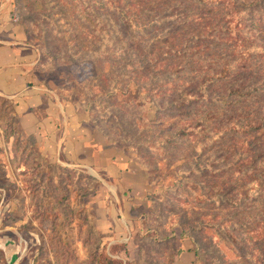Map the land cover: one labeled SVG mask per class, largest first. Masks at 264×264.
I'll use <instances>...</instances> for the list:
<instances>
[{
    "label": "rangeland",
    "instance_id": "obj_1",
    "mask_svg": "<svg viewBox=\"0 0 264 264\" xmlns=\"http://www.w3.org/2000/svg\"><path fill=\"white\" fill-rule=\"evenodd\" d=\"M113 1L102 0L105 4H101L95 3L94 0H85L86 3L89 2L91 9L95 13L97 12L98 27L102 28L94 35L88 33L89 31L84 24L75 21L72 16V6L69 5L70 0H17V7L14 6V0H7V4L11 17L21 25L24 34L26 31L31 38L30 42L26 39V43L37 53V67L35 63L31 67V71H35L38 81L47 85L59 97L69 95L76 98L79 104L86 103V99L96 101L98 107L94 109L92 116L100 119L103 128L117 141L115 148L118 149L119 155H124L131 164L134 163L135 166L141 168L147 178L146 196L141 205L134 208L135 215L133 216L135 217L129 223L126 241L109 243L108 233H102L100 236L97 233L95 234L94 230L97 229V223L94 203L99 198V188L106 187L114 192L112 183L104 180L105 176L94 173L91 168L70 167L92 176L96 174L94 177L96 179H98V176L101 177L102 186H98V183L95 184L89 180H81V183H79L75 172L57 170L55 167L48 174L43 167V162L37 159L36 149L30 146V142L33 143V141L31 139L25 141L21 135L15 132V114L13 115L12 104L0 97V264H94L95 262L99 264L102 256H106V260L114 259L115 264L256 263L245 262L244 259L238 258L237 252L234 253V249L226 238L214 236L213 240L210 241L209 237L213 234L210 231L199 229L200 224L206 221L195 223L198 215L204 213L222 215L228 211L208 203L197 207L198 204L193 201L192 196L197 191V186L191 180L202 182L200 178L201 169L192 172L191 178H182L179 171V169L185 167H198L199 164L203 166L205 163L211 164L212 167L222 171L223 169L226 170L229 160L232 161V159L229 156L226 161L224 156L227 152L236 151L241 139L238 136L224 135L220 139L213 137L207 142L202 138L199 139L198 136L184 137L172 147H165L160 151L145 150L141 147L136 148L134 151H125L126 145L120 140L121 131L119 127L127 130L129 125H125L123 128L122 123L119 124L116 118H111L112 114L118 110L117 105H119V102L116 105L113 100L107 98L105 92L100 89L97 83L102 82L107 88L116 89V91L122 85L131 88L134 86V82H139V84L145 82L149 85L158 83L156 80L146 81L143 76L140 78L141 73L138 72V68L141 69L144 63L137 64L135 61L141 60V56L145 60L151 59L162 50L161 48L165 43L153 40L152 36L171 28L166 33L169 36L172 29L180 30L182 25L177 26L175 19H167L161 24L162 26L153 25L144 28L140 32L127 26L129 22L125 17L132 18L137 24L138 21L134 20L135 16H139L140 22H146L163 11H165L163 13L165 15L178 14L179 12L210 15L215 23L211 24L210 29L207 30H213L211 34L215 36V39L211 40L212 50L207 53L214 56V62L219 58H229L228 54H234L239 60L240 54L238 51L243 50V44L249 47L248 59L246 58L249 66L251 68L262 66L264 57L260 48L264 46V17L261 13L264 14V4L255 3L256 0H238V3L242 2L243 4V7H241L239 4H232L233 0H222L221 4L217 5L215 1L219 0H209L208 5L193 3L190 0H158V4H151L146 10H144L145 8L136 10L133 5H130L136 0H117L121 4L120 8H124V14L121 16L119 10L114 9L117 5ZM145 5H148V2L143 3V6ZM213 5H215L214 12L210 13L207 10ZM256 10H258V13H256ZM29 14L36 20L34 26L29 25L30 22L24 19ZM42 14L47 15L48 19H44ZM210 21L206 17L205 22L209 23ZM205 22H201L202 30ZM72 24L77 28L74 38L79 39L80 37L84 40L85 50L97 49L96 54L93 55L94 69L96 68L100 76L106 72V77L102 76L95 79L92 65L88 61L78 60L74 64L60 65L62 61L57 56L62 54L60 52L64 50V46L69 42L68 39L73 37ZM50 29L55 30V35L47 41L50 53L44 54L42 52L47 49L44 47L41 34L43 31ZM182 29L185 33L188 28L185 26ZM204 36L195 35V38H192L195 44L194 49L185 48L180 53L183 56L182 58L170 57L168 59L174 63L181 60L185 61L187 58L188 61H192L193 58L197 60L199 55V51L196 50L197 46L208 42ZM172 39H177V37L171 38L168 43L178 42V40L172 41ZM237 39L241 42L236 45L235 50L230 43L231 41H237ZM90 43H92V46ZM76 44V42H70L68 46ZM81 50L84 51V49ZM152 50L155 51L151 52ZM47 54L49 56L52 54L53 57L48 59ZM115 58L120 61V65L115 67L106 65L107 60ZM246 59L243 58L244 63ZM209 61L207 60L204 64L213 67L214 63ZM126 62L129 64L126 65ZM202 64L198 63L197 60L185 66L186 68H194L192 66L201 68ZM151 70L152 68H149L146 74L148 76L151 74L154 77L155 74L149 73ZM157 71H159V68L155 70V72ZM119 73L121 78L117 76ZM248 73L250 79L261 82L257 75H253L251 71H248ZM178 74L179 72L168 71L165 75L173 79L182 76V73ZM165 75H159V78H165ZM186 76L189 78L188 73ZM189 76L191 77V74ZM174 83H177V81ZM224 86V83H219L216 86H210V90L207 89V91L211 96L215 95L217 97L227 92ZM260 87L262 90H260ZM251 90V94H248L249 96L245 98L246 102L243 103L247 106L246 109L243 108V104L234 107L232 111H225L224 107L219 104H216L217 106H214V104L207 105L211 110H217L219 116L216 121H218L217 126L219 128L228 123L227 120L234 119L236 121L238 114L245 111L252 116L251 119L264 116V82ZM171 98L172 100L175 99L173 94ZM154 100L158 104L161 102L158 97H155ZM165 101L169 102V100ZM79 111L83 113L82 109ZM121 112H124V110H121ZM154 114L155 109L151 104H146L143 110H126V123L132 124L135 117L142 115V119L144 117L142 121L145 124L144 128H148L147 125L154 126V124L159 126L160 122V127L165 128L171 123L178 122L179 119L167 117L155 120ZM90 124L85 125L87 130H93ZM128 132L130 135H134L133 131ZM213 132L212 134H214ZM156 133L155 135L152 131H144V135L149 138L155 136L152 139L153 142L162 140H157V135L160 133ZM124 136L127 137L128 135L125 134ZM134 140H139L137 135H134ZM199 140L201 144H196ZM106 142L108 143V141ZM191 154L201 155L198 157L199 164L194 165V160L190 157ZM157 161H160L158 166L156 165ZM140 163H144L148 167V175ZM42 171L44 175H41ZM45 175L49 176V179ZM236 177L237 175H235ZM241 177L243 176L239 175V178ZM175 178L178 181L181 178L183 182L177 186L174 181ZM210 180L212 182H227L229 178L225 171L221 177L213 178L211 176ZM67 184L72 186L68 188ZM168 186H171L170 190L167 189ZM77 187H82V189L79 190ZM68 190H70V193ZM110 191L108 190V192ZM64 193L68 194L66 197H69V199L62 200ZM147 194H149L148 197L151 198V201H148ZM85 205L87 206L86 210L84 209ZM249 206L250 204L243 205L244 213L234 211L240 217L241 214L245 215L249 211ZM52 207H55L56 210H52ZM80 210L83 211L78 214ZM52 211L62 213L65 220H69V223L65 222L62 225L60 223L58 227H55V222L46 216L48 212ZM89 212L90 214H88ZM78 217L81 219L78 220ZM58 222L60 221L58 220ZM85 222H89L94 230L87 232L86 227L83 225ZM151 228L162 238L161 242L142 237V233ZM229 229L228 225L222 227L226 234L231 235ZM57 230L65 234L63 235L64 242L59 240L61 233L55 235ZM191 235L197 239L200 257L198 259L194 255L192 261L190 256L193 255L187 257V254H182L184 251L193 253L191 250L192 242L189 237ZM97 238H100V251L95 249ZM213 243L218 245L217 248L221 251V254L216 252ZM123 245H126L127 253L124 252ZM187 247L189 249L186 250ZM179 248L181 250L177 253ZM222 256L224 259H221ZM254 259L256 258L252 257V261H255ZM102 263L105 264L104 261Z\"/></svg>",
    "mask_w": 264,
    "mask_h": 264
},
{
    "label": "trees",
    "instance_id": "obj_2",
    "mask_svg": "<svg viewBox=\"0 0 264 264\" xmlns=\"http://www.w3.org/2000/svg\"><path fill=\"white\" fill-rule=\"evenodd\" d=\"M157 1L158 0H136L133 2V4L130 5H133L136 10H140L142 8H145L144 10H146L151 4H158L159 2ZM190 1L203 5H208L209 3V0ZM221 1L222 0L215 1L216 5L221 4ZM237 1L238 0H233L232 4H239L241 7H243L242 2L238 3ZM94 2L105 4V2H102V0H94ZM147 2L148 5L143 6V3ZM257 2L264 4V0H256L255 3ZM113 3L117 5L114 9L117 11L119 10V14L123 16L124 8H120L121 4H119L117 0H114ZM69 5L72 6V16L74 17L75 21L80 24H84L85 28L89 31V34L91 33V35H94V33L96 34V32L101 31L102 28L98 27V14L91 9V7L89 6V2L86 3L85 0H70ZM14 6L17 7V0H14ZM213 9H215V5L210 7L207 11L211 13L214 12ZM256 11L255 12L258 13V10ZM164 12L165 11L159 12L151 20H147L146 22H140L138 19L139 16H135L134 20L138 21L137 24L132 20V18L125 17L127 22H129L127 23V26L133 27L140 32H142L144 28L151 27L153 25L162 26L161 24H163V22L167 19H175V21L177 22V26H180L179 24L182 25L180 30L172 29L171 32H169V36L166 33L171 28L163 30L164 32H159L158 34L152 36L153 40L165 43L161 48L162 50H160L157 56H153V58L151 59L145 60L141 56V60L135 61V63L137 64L144 63L141 66V69L138 68V72L141 73L140 78L143 76V79H145L146 81L156 80V82L158 83L149 85L145 82L143 84L134 82L133 87L130 88L126 85H122L121 87H119V89H117V91L116 89L107 88V86L102 84V82L97 83V85L102 91L105 92L104 94L107 98L113 100L115 104L119 102V105L116 104L119 108L118 110H116V113L112 114L111 118H116L119 124H123V128L125 125H129V129L127 130H123L121 127H119L121 131L120 140H122L126 145L125 151H134L138 147L145 148V150L160 151L165 147H172V145H175L177 141L184 137L192 138L198 136L199 139L202 138L207 142L210 141L213 137L215 139H220L224 137V135L238 136V138L241 139L237 150L233 152H227L224 156L226 161L228 160L227 158L229 156L230 159H232V161L229 160L226 170L223 169L222 171L218 168L212 167L211 164L207 163L201 166L199 164L200 160L198 158L201 155L191 154L190 157L194 160V165L199 164V166L195 168L185 167L181 170L179 169V171L182 178H191L192 172L201 169L200 178L202 179V182L191 180V182L197 186V193L195 192V194H192L193 201L198 204L197 207H199V205L208 203L209 205L213 204L219 209H226L228 211L227 213H224L222 215L210 213L200 214V216L198 215L195 223L203 220L206 221L200 224L201 227L199 229L202 231H210L211 234H213L211 235V237H209L210 241L213 240L214 236L219 238L220 236L226 238L230 246L234 249V253L237 252L238 258L244 259L245 262L249 261L252 263L256 262L254 264H264V116L257 117L256 119H251L252 116L247 111H245L238 114L236 121L234 119L227 120L226 122L228 123L219 128L217 126L218 121H216L219 116L217 110H211L210 107H207L208 104H214V106H217L219 104L220 106L224 107L225 111H232L234 107L238 105L240 106L241 104L246 102L245 98L249 96L248 94H251V89L262 85L264 82V64L262 66L251 68L248 64L249 62L247 61V52L249 51V47L243 44V50L241 49L240 51H238L240 54L239 60L234 54H228L229 58H219L214 62V56H212V54L210 53H207L208 51L211 52V40L215 39V36L211 34V31L213 30H207L210 29L211 24L215 23L213 21L214 19L212 20L210 15L205 16L202 13L200 15H197L195 12L192 14H188V12H179L178 14L169 15L163 14ZM261 15L262 17H264L263 13H261ZM26 17L27 18L24 19L30 22L29 25L34 26L36 20L32 17V15L29 14ZM42 17L44 19H48L47 15L42 14ZM206 17L211 20L209 23L205 22ZM201 22H205L203 30L201 29ZM71 26L73 30V37L72 39H68L69 42L64 46V50L60 52L62 54H59L57 56L58 59L62 61L60 62L61 64H59H74L77 63L78 60L88 61L92 65L95 79L102 76L106 77V72L103 73L102 76H100L98 75L96 68L94 69L95 64L93 61V55L96 54L97 49L85 50L86 48L83 45L84 40L80 37L79 39L74 38V35L77 33V28L73 24ZM185 26H187L188 29L184 33V30L182 28H184ZM54 35V29L42 32L41 38L44 42L45 49H47L43 52L41 51L42 53H50V48H48L47 41ZM195 35H205L204 37L208 41L206 43H202L196 48V50L199 51V55L197 56L198 63H203L201 68H199L198 66H192L194 68H186L185 65L194 63L195 61H197L196 58H193L192 61H188L187 58L185 61L181 60L175 63L168 59L170 57L182 58L183 56H181L180 53L184 51L185 48L194 49L195 44L192 41V38H195ZM25 37L27 41L30 42L31 38L28 36L26 31ZM173 37H177V39H172V41L178 40V42L168 43V41ZM70 42H76L77 44L68 46ZM239 42L241 41L237 39V41H231L230 44L236 50V45ZM90 45L92 46V43H90ZM81 49H84L85 52ZM154 51L155 50H152L151 52ZM260 51L262 53V56L264 57V46L260 48ZM47 57L48 59H50L53 56L52 54H50V56L48 55ZM243 58H247L245 63L243 61ZM207 60H210V63H214L213 67H208L204 64ZM37 64L38 62L36 63V67ZM125 64L128 65L129 63L126 62ZM106 65H109V67H115L116 65H120V61H117V58L107 60ZM149 68H152L149 73L155 74L154 77L151 76V74L150 76L146 74L148 73ZM157 68H159V71L155 72ZM168 71L179 72L178 75L182 73V76H177L171 79L167 77V75H165ZM248 71H251L253 75H257L261 79V82L253 81L252 79H250ZM187 73L189 78H187L186 76ZM162 74L165 75V78L160 79L159 75ZM189 74H191V77L189 76ZM117 76L121 78L120 73ZM175 81H177V83H174ZM219 83L225 84L224 89H226L227 92L223 95H218L217 97L215 95L211 96L208 92L210 90V86H216V84ZM170 86L172 88H168ZM260 90H262L261 87ZM172 94L175 97L174 100H172L173 97L171 98ZM155 97L160 98L161 102L159 104L154 100ZM60 98L71 103L78 111L82 109L87 120L102 134V136L108 141V143L113 146L116 145L117 141L112 138V136L103 128V126L101 125V120L96 116H92L94 109L98 107V104L95 100L86 99V103L84 102L82 103V105L78 103V100L76 98H72L69 95H61ZM2 99H4V101L7 100L9 101V103L13 104L11 100L5 97H2ZM165 100H169V102H166ZM203 102L206 103L204 104ZM146 104H151L154 107L155 120H159L160 118L164 119L167 117H174V119L179 118L178 122L171 123L168 127L165 128L160 127L161 122L159 123V126H156L154 124V126L147 125L148 128H144L145 124L144 122H142L144 120V117L142 119V113L140 117H135L133 119L134 122L132 124H127L125 111H134L135 109L143 110ZM11 107L14 115L15 113L13 110V105H11ZM203 107L205 110L202 109ZM243 108L246 109L247 106L244 105ZM112 109L114 110V108ZM121 110H124V112H121ZM14 117L15 127L17 130H15V132L21 135L25 139V141H28L29 138L24 137L17 128L16 115H14ZM212 120L213 122H211ZM128 131H133L134 135H137V138H139V140L133 141L134 135H130ZM144 131H152L153 133H155V135L157 134L156 132H159L160 134L157 135V140H162H155L153 142L152 139L155 138V136L149 138L148 136L144 135ZM212 131H214V134H212ZM125 134H127L128 136H124ZM199 143L201 144L200 140L196 144ZM30 144V146L36 149L35 153L37 159L43 162V167L48 174L51 173L52 169L55 167L57 170L75 172L76 178H78L79 183H81V180H89L94 182L95 184L98 183L99 185L100 181L90 174L78 171L77 169H73L67 166H62L58 163L49 162L33 143L30 142ZM159 163L160 161H157L156 165L158 166ZM140 165L148 175V167L145 166L144 163H140ZM156 169H158V167H156ZM225 171L227 173L229 181L212 182L210 180L211 176L213 178L217 176L221 177L222 175H224ZM41 175H44L43 171L41 172ZM235 175H237L236 178ZM239 175H242L243 177L239 178ZM45 177L49 179V176L45 175ZM54 177L53 179H55ZM181 180V178L180 181L175 178V184L178 186V184L183 182ZM41 181L44 183V180L42 178ZM72 185L67 184L66 186L69 188ZM170 187L171 186H168L167 189L170 190ZM207 187L208 189L206 190ZM77 188H79V190L82 189V187ZM68 191L70 193V190ZM148 195L149 194H147L148 201H151V198L148 197ZM66 196H68V194L64 193V195L62 196V200L69 199V197ZM246 204H250L249 211L245 215L241 214V216L238 217L235 211H237L238 213H244L243 205ZM51 209L56 210L55 207H52ZM84 209H87L86 205L84 206ZM81 211L83 210L78 211V214L81 213ZM88 214H90V212ZM46 216L50 217V219L55 222V227H58L60 223L61 225L65 222H67V224L69 223V220L66 221L63 217V214L59 212H48ZM79 217L78 220L81 219ZM58 220L60 222H58ZM207 222H210L212 224H208ZM83 225L86 227L87 232L94 230L89 222H85ZM224 225L229 226V230L232 233L231 235L226 234L222 230V227ZM151 229L145 230L142 233V237L154 240L156 242H161L162 238L158 236V233L155 230ZM94 231L95 234L97 233V235L99 236L102 235V232L98 228ZM58 233H61V237L59 238V240L64 242L63 235L65 234L60 232V230H57L55 235H58ZM189 237L192 242L191 250L199 259L200 257L198 252L197 239L193 235ZM97 239L98 241L95 244V249L100 251V238ZM213 244L216 252L218 254H221V251L217 248L218 245L216 243ZM125 248L126 245H123V250L125 253H127V250ZM180 250L181 248L177 250V253L180 252ZM252 257L256 258L254 259L255 261H252ZM106 259V256H102L101 262H99V264H103L102 261H104L105 264H115L114 259ZM221 259H224V257L222 256ZM94 264H98V262H95Z\"/></svg>",
    "mask_w": 264,
    "mask_h": 264
},
{
    "label": "crops",
    "instance_id": "obj_3",
    "mask_svg": "<svg viewBox=\"0 0 264 264\" xmlns=\"http://www.w3.org/2000/svg\"><path fill=\"white\" fill-rule=\"evenodd\" d=\"M36 61L37 53L26 43L21 25L11 17L7 0H0V96L13 102L17 128L49 162L91 168L112 183L114 192L99 188L94 203L97 228L108 233L109 243L126 241L134 208L146 196L147 178L141 168L106 142L83 113L38 81L31 71ZM86 124L93 130H87ZM182 254L193 255V260L194 253Z\"/></svg>",
    "mask_w": 264,
    "mask_h": 264
}]
</instances>
